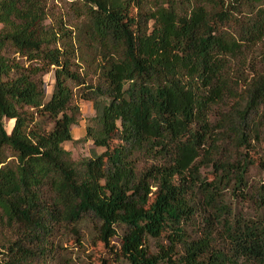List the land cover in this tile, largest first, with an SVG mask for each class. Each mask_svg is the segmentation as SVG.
I'll return each instance as SVG.
<instances>
[{
	"label": "trees",
	"instance_id": "16d2710c",
	"mask_svg": "<svg viewBox=\"0 0 264 264\" xmlns=\"http://www.w3.org/2000/svg\"><path fill=\"white\" fill-rule=\"evenodd\" d=\"M79 1L86 21L68 33L45 27L44 0H0V222L40 241L91 222L106 247L123 226L129 264H264V220L230 219L220 195L244 170L214 160L218 179H199L221 143L245 147L264 132V0ZM76 97L94 116L74 140ZM89 141L104 151L78 163L63 147ZM219 226L225 252L214 248ZM163 234L150 253L146 238ZM30 254L8 247L0 264Z\"/></svg>",
	"mask_w": 264,
	"mask_h": 264
},
{
	"label": "rangeland",
	"instance_id": "374dc122",
	"mask_svg": "<svg viewBox=\"0 0 264 264\" xmlns=\"http://www.w3.org/2000/svg\"><path fill=\"white\" fill-rule=\"evenodd\" d=\"M150 1V0H148ZM224 6L234 3V0H223ZM47 18L44 25L47 29L61 27L68 33H74L86 19L84 8L79 0H44ZM149 8V6H147ZM1 27V26H0ZM245 70V69H243ZM244 72V71H243ZM247 74V73H246ZM45 89L49 94L54 83L52 71L43 78ZM74 103L80 109L78 124L71 127L74 140L81 139L85 134L87 121L94 116L91 102L83 101L76 97ZM211 120L214 122L215 117ZM7 131L12 123L4 122ZM261 137L251 140L245 147L219 145L218 153L211 158L202 160L205 164L199 169V179L212 182L218 179L219 166H214V160L227 162L234 170H244V180L241 187L233 189V183L227 189L221 191L222 203L228 207V217L235 218L251 224L264 220V132ZM65 150L70 152L71 159L78 163L91 158L92 154H100L102 148L95 147L90 141L87 143H65ZM205 149L209 150V147ZM204 154V153H202ZM202 159V158H201ZM150 162H142L139 167L148 166ZM235 175V173H233ZM233 175L231 178H233ZM205 213L197 216L191 224L185 225V231L189 237H197L204 229ZM125 227H116V237L111 240L109 247L104 246L95 236L91 222L78 226L71 224L60 225L53 228L52 233L43 241L38 238L40 231L25 229L16 224L0 222V259L7 257V248L23 247L31 252L27 264H129L120 254V237ZM165 235L160 239L147 237L145 245L150 253L157 251L158 244H166ZM216 244L214 248L226 251L224 232L221 226L216 229L214 235ZM232 264V263H228ZM237 264H242L238 262Z\"/></svg>",
	"mask_w": 264,
	"mask_h": 264
}]
</instances>
